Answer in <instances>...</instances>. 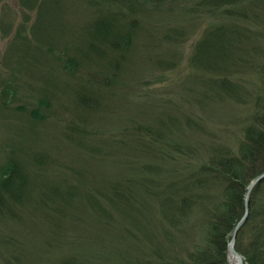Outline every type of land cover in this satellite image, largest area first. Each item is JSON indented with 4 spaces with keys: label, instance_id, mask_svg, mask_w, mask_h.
Listing matches in <instances>:
<instances>
[{
    "label": "rangeland",
    "instance_id": "obj_1",
    "mask_svg": "<svg viewBox=\"0 0 264 264\" xmlns=\"http://www.w3.org/2000/svg\"><path fill=\"white\" fill-rule=\"evenodd\" d=\"M217 3L0 0V179L10 161L26 178L18 201L0 189V264H148L193 244L163 213L166 170H184L181 195L212 143L235 149L250 108L234 95L256 85L253 45L215 36Z\"/></svg>",
    "mask_w": 264,
    "mask_h": 264
},
{
    "label": "trees",
    "instance_id": "obj_2",
    "mask_svg": "<svg viewBox=\"0 0 264 264\" xmlns=\"http://www.w3.org/2000/svg\"><path fill=\"white\" fill-rule=\"evenodd\" d=\"M217 1L215 10L229 17L230 24L229 27L216 29L215 36L228 39L232 47L239 43L253 45L249 49L257 58L256 63H251L256 85L253 89L249 86L242 98L237 93L234 95L247 102L250 111L241 127L236 148L220 142L212 143L207 158L196 166L193 173L186 174L184 183L188 187L182 189L183 194L175 191L174 178L181 177L184 170H180L182 173L178 172V175L171 169L166 170L167 177L173 178L165 185L172 200L164 204L166 209L163 213H175L182 224L178 222L181 232L185 229L187 234L189 231L186 230L190 229L195 237L193 244L184 246L179 254L163 252L160 257L147 260L148 264H230L227 246L231 232L244 212L246 187L264 170V0ZM129 41L131 31L126 35L125 42ZM111 47L127 50L120 45L112 44ZM221 63L218 62L217 68ZM229 84L226 75L220 78L216 85V97L230 94ZM164 152L170 164L172 154L169 149ZM178 156L185 158L180 146ZM7 167L8 174L0 179V189L4 188L3 193L9 200L18 201L19 197H13L9 190L15 182L17 186L25 183L24 168L16 161H10ZM3 196L1 194L0 202ZM170 241L177 243L174 237H170ZM234 248L244 257L246 264H264V178L249 194L248 213L237 230Z\"/></svg>",
    "mask_w": 264,
    "mask_h": 264
},
{
    "label": "water",
    "instance_id": "obj_3",
    "mask_svg": "<svg viewBox=\"0 0 264 264\" xmlns=\"http://www.w3.org/2000/svg\"><path fill=\"white\" fill-rule=\"evenodd\" d=\"M264 178V170L262 172H260L258 175H256L247 185L246 187V193H245V198H244V212L242 214V216L240 217V219L237 221V223L235 224L232 232H231V238L228 242V246H227V252H228V256H235L238 259V263L237 264H242V263H246L244 261V257L235 250L234 248V239H235V235L237 233V230L239 229V227L242 225V223L244 222V220L246 219L247 213H248V197L249 194L252 190V188L259 183L262 179ZM229 263L231 264L230 258H229Z\"/></svg>",
    "mask_w": 264,
    "mask_h": 264
},
{
    "label": "bare ground",
    "instance_id": "obj_4",
    "mask_svg": "<svg viewBox=\"0 0 264 264\" xmlns=\"http://www.w3.org/2000/svg\"><path fill=\"white\" fill-rule=\"evenodd\" d=\"M229 258H230L231 264H237L238 263V259L235 256L230 255ZM242 264H244V263H242Z\"/></svg>",
    "mask_w": 264,
    "mask_h": 264
}]
</instances>
